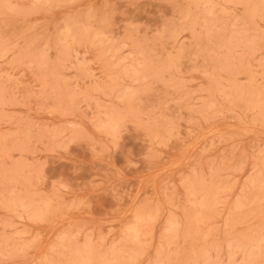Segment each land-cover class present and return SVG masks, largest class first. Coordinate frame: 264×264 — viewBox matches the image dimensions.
I'll list each match as a JSON object with an SVG mask.
<instances>
[{
  "label": "rangeland",
  "instance_id": "obj_1",
  "mask_svg": "<svg viewBox=\"0 0 264 264\" xmlns=\"http://www.w3.org/2000/svg\"><path fill=\"white\" fill-rule=\"evenodd\" d=\"M86 2L113 9L139 97L103 98L123 120L110 140L57 79L92 88L85 61L53 52L41 68L30 45L29 25L47 35L73 7L0 15V264H149L161 248L167 264H201L206 248L223 264L226 244L264 246V0Z\"/></svg>",
  "mask_w": 264,
  "mask_h": 264
},
{
  "label": "clouds",
  "instance_id": "obj_2",
  "mask_svg": "<svg viewBox=\"0 0 264 264\" xmlns=\"http://www.w3.org/2000/svg\"><path fill=\"white\" fill-rule=\"evenodd\" d=\"M70 4L75 14L65 15L56 21V24L48 29L45 35L40 31V25H29L32 34L30 45L36 50V62L41 68L50 66L53 60L52 53L72 56L74 63L83 59L81 65L82 79L84 83L92 82V88H81L65 76H57L62 87L70 86L67 93V102L70 105L79 106L92 111L90 122L96 130L110 140L119 142L123 128V120L111 108L102 104L106 95L110 94L112 104L128 105L137 102L139 90L137 80L138 67L128 59H119V54L125 48V43L116 40L112 33L114 22L113 9L111 7H97L95 3H87L86 0H33L28 6L21 5L18 0H0V15L21 16L25 15L26 7L34 10L56 8L57 4ZM84 48L81 55L76 50ZM102 53L111 70V75L106 81H101L93 76L95 59L88 60V53ZM109 85H113L109 88ZM129 167H137L133 161L128 162ZM180 225L178 221H171L165 228V236L171 240L178 234ZM141 225L135 236L129 237V243L138 246L143 236ZM126 233V229H125ZM139 252V247L136 248ZM169 249L161 248L154 253L149 264H167ZM210 249L201 252V264H213L209 259ZM264 259V246L257 249L255 246H245L233 243L231 247L225 245L223 264H256L257 259Z\"/></svg>",
  "mask_w": 264,
  "mask_h": 264
}]
</instances>
